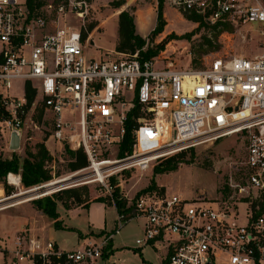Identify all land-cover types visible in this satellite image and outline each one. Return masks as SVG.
Here are the masks:
<instances>
[{"label":"built area","instance_id":"obj_1","mask_svg":"<svg viewBox=\"0 0 264 264\" xmlns=\"http://www.w3.org/2000/svg\"><path fill=\"white\" fill-rule=\"evenodd\" d=\"M165 2L181 16L218 27L250 26L251 33L257 25L262 51L219 58L202 69L141 59L139 51L101 55L85 39L87 0H0V102L7 112L0 123L31 139L30 122L42 108L53 139L87 157L88 165L70 175L92 176L84 183L98 182L109 194L121 174L145 173L168 156L241 138L244 152L228 170L223 199L187 200L158 190L122 195L131 213L118 211L115 228L100 240L62 250L53 240L19 234L12 247L0 245L3 264H118L106 248L135 217L144 219L137 244L162 246L168 264H264V0ZM27 83L36 91L30 106ZM136 104L134 141L121 155ZM21 181L20 173L7 175L12 186ZM0 191V211L21 204L14 199L26 192Z\"/></svg>","mask_w":264,"mask_h":264},{"label":"rangeland","instance_id":"obj_2","mask_svg":"<svg viewBox=\"0 0 264 264\" xmlns=\"http://www.w3.org/2000/svg\"><path fill=\"white\" fill-rule=\"evenodd\" d=\"M87 1L89 3V12L85 16L86 29H84V34L91 50L101 55L112 54L114 57L119 55L133 56L134 53L129 51L121 52L117 50L120 40L118 33L120 14L118 10L120 8H116L111 4L114 0ZM125 6V9L135 15L138 33L144 37L149 36L144 49L147 48L149 43L152 46H156V48L161 47V44L164 43V48H159V54L154 57L170 63L174 68L190 67L202 69L210 66L214 60L219 58H230L232 56L249 57L262 51V47L258 42L259 37L255 31L257 25L251 26L253 29L251 33L246 32L250 26L244 27L242 31L214 28L206 23L194 22L188 17L179 15L165 2L163 14L167 22L166 26L163 32L154 34L151 37L150 34L158 21V1L126 0ZM72 17V21L75 22L73 23L77 24L79 22L78 18ZM245 33L246 38L243 36ZM40 109L39 107L35 112L33 123L30 122L31 127L28 135L32 138L23 137L21 139V147L16 151L10 149V131L0 123V157L10 158L8 156L12 157L15 154L22 161L27 156V148L36 151L40 144H44L52 157L45 164V168L52 173V179L43 183L47 184L50 181L66 177L76 170H71L69 167L71 158L66 148L67 146L70 147V145L58 143L53 139L51 120L44 112L40 116ZM35 124L38 125V128L35 127ZM243 146L241 138L227 137L213 145L204 144L192 150L172 155L176 159L182 160L175 171L156 173V166L163 161L162 159L156 162L148 172L133 171L113 178V184L119 189L120 197L122 195L134 197L155 183L157 190L164 193L170 195L178 194L187 200L203 195L206 202L213 203V200H222L223 195L226 194V191L222 189L224 180L231 164L240 160L244 152ZM90 178H76L71 182L70 186L77 188L83 193V202H89L97 197H104L106 203L110 206L108 210L105 209L103 203L98 201L90 206L89 211L93 220L97 223L96 229H104L105 227L107 230L114 229L116 226V219L114 220V218L115 216L117 217L118 212L115 191L112 194L107 193L98 182L84 183ZM7 185L9 186V193H18L39 186L25 187L22 181L19 187L12 186L8 182ZM2 188H4V185L0 184V189ZM51 192H48L45 196L51 194ZM28 195L17 197L14 201L22 199L29 201V199L27 200ZM64 196L66 198L65 194ZM42 197L36 196L33 197L35 198L34 200L27 203L0 211V245L12 247L15 244L16 236L24 233L23 230H19L27 226L26 224L30 223L32 225L35 219L39 226L52 224V218L44 214L34 204L35 200ZM69 203L71 206L82 205V202L78 204L74 199H70ZM57 211L65 223L82 222V224H85L84 214H79L76 211L69 212L60 202L58 203ZM143 226L144 219L135 217L121 227L120 231L113 237L112 261L117 260L118 264H165L162 246H159L158 249L152 245L137 244L136 240L143 236ZM107 232L100 235L103 236ZM57 237L63 241L61 243L65 244L66 248L72 247L77 242L75 233L62 231L57 233ZM46 240L51 239L48 238ZM0 264H3L1 260Z\"/></svg>","mask_w":264,"mask_h":264},{"label":"trees","instance_id":"obj_3","mask_svg":"<svg viewBox=\"0 0 264 264\" xmlns=\"http://www.w3.org/2000/svg\"><path fill=\"white\" fill-rule=\"evenodd\" d=\"M158 1V15H157V25L155 26L153 32L150 34L153 37L154 34H158L163 32L164 27L166 26V20L164 19L163 9L165 0H157ZM125 2L126 0H114L111 4L116 7L120 8L118 12L119 14V44L117 45V50L121 52H131L135 53L139 50V57L141 59H150L154 56L159 54V48H164V43L161 44V47L152 46L150 43L148 44L147 48L144 47L147 45L148 37H144L140 35L136 28V21L135 15L131 11L125 9ZM188 19L198 22V23H206L208 26H212L214 28H221V29H231L228 25H224L223 27H218L217 25H213L205 21L202 17L197 15H191ZM36 91L31 87L29 83H27L26 87V96L28 99V105L30 106L32 101L35 98ZM139 104H136V108L130 114L129 120L127 122V132L123 143L121 144L120 151L121 155H123L126 151L131 149L132 143L134 141L132 135V129L135 124L133 120V115H138L139 113ZM44 110L41 108L39 110V115L42 116ZM7 115V112L1 107L0 102V120ZM194 149V148H193ZM67 153L69 154L71 161L69 163V167L71 170H78L88 165V160L86 155L81 149L73 150L69 146L66 148ZM192 150V149H191ZM181 153V152H180ZM177 153V154H180ZM27 156L23 158L21 161L20 157L16 156L15 154L12 155L10 158L0 157V184L4 185L5 190L8 191V185L6 182V177L10 172L13 173H20L22 183L25 187H33L36 185H41L43 183L48 182L52 179V173L49 169L45 168V164L48 160H51L52 157L49 154L48 149L44 144H40L39 148L36 151H32L31 149L26 150ZM176 154V155H177ZM182 160L176 159L175 156H168L163 161L156 166V173H165L171 172L178 169L179 163ZM157 190V186L155 183L152 184L151 187L141 191L137 194V196L146 193V192H153ZM159 191V190H158ZM87 192V191H86ZM164 193L163 191H160ZM66 195V198L64 196ZM116 195V205L118 211H125V213H131L130 208L126 207V200L121 199L119 189L116 188L115 193ZM83 193L78 190L77 188L69 187L65 189H61L55 193H51L42 197L43 195L39 196V198L35 200L36 207L43 211L44 214L48 215L49 217L54 219L55 226L57 228L62 227L61 222L59 220V213L57 211L58 203H62L66 208H71V204L69 203L70 199H74L78 204H82L84 206H88L89 202L91 201H102L105 202L104 197H97L94 200L89 202H83L82 199ZM38 198V197H37ZM112 243H110L106 249L112 250ZM165 264H168L167 260H164Z\"/></svg>","mask_w":264,"mask_h":264},{"label":"crops","instance_id":"obj_4","mask_svg":"<svg viewBox=\"0 0 264 264\" xmlns=\"http://www.w3.org/2000/svg\"><path fill=\"white\" fill-rule=\"evenodd\" d=\"M10 139V136H9ZM10 142V140H9ZM11 157V156H8ZM98 201H91L89 202L88 206H84L82 205H78V206H72L71 208H66L65 209L69 212H78L79 214H84L85 216V224H82V222L80 223H65L62 219L61 216L59 215V220L61 222L62 227L57 228L55 226L54 223V219L52 218V221L49 226L46 225H40L38 224L37 220L35 219L34 223L31 225L26 224L27 226H24L22 229H20L19 231L23 230L26 236H28L31 239H40L42 241L46 240V239H51L53 240L56 245L62 249V250H73L75 248L80 247L81 245H83L84 243L90 241V240H100V238L102 237L101 233H105L107 231V228L105 227L104 229H96V222L93 220L91 212L89 211L90 206L93 205L94 203H96ZM101 203L104 204L105 209L108 210V207H110L106 201ZM27 203V202H25ZM116 219V216L114 218V220ZM112 230V229H111ZM18 231V232H19ZM70 232V233H75L77 235V242L72 246V247H65V244H62L61 239L57 237V233L59 232ZM101 234V235H100ZM112 245H113V241H112Z\"/></svg>","mask_w":264,"mask_h":264},{"label":"bare ground","instance_id":"obj_5","mask_svg":"<svg viewBox=\"0 0 264 264\" xmlns=\"http://www.w3.org/2000/svg\"><path fill=\"white\" fill-rule=\"evenodd\" d=\"M77 176L76 174L74 175H68L66 177H62L60 179H57V180H53V181H50L49 183L43 185V186H40V187H35V188H32L31 190H28L26 192H22L20 194H18L17 196H20V195H23V194H29L27 200L29 199V201L31 200H34L35 198L33 197H36V196H40V195H45L47 194L48 192H51V193H54L55 191L59 190L61 186H66V185H70L71 182H73L74 180V177ZM44 189L43 191L40 190V189ZM29 201H25L24 199L21 200V204L22 203H25V202H29Z\"/></svg>","mask_w":264,"mask_h":264},{"label":"water","instance_id":"obj_6","mask_svg":"<svg viewBox=\"0 0 264 264\" xmlns=\"http://www.w3.org/2000/svg\"><path fill=\"white\" fill-rule=\"evenodd\" d=\"M20 147H21V132L19 130L14 129L11 131V134H10V149L13 151H16ZM69 187H71V186H69ZM65 188H68V187H65ZM61 189H59V190H61ZM43 190L44 189H42V191ZM59 190H57V191H59Z\"/></svg>","mask_w":264,"mask_h":264}]
</instances>
